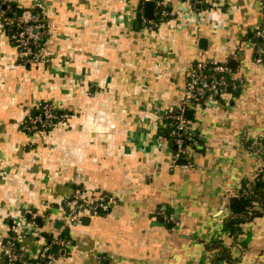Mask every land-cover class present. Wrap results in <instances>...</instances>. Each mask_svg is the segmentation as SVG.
Segmentation results:
<instances>
[{
    "label": "crops",
    "instance_id": "crops-1",
    "mask_svg": "<svg viewBox=\"0 0 264 264\" xmlns=\"http://www.w3.org/2000/svg\"><path fill=\"white\" fill-rule=\"evenodd\" d=\"M13 1L40 5L51 62L19 63L0 30V264L10 235L33 263L44 234L60 232L77 187L117 202L67 226L70 244L50 264H213L206 246L216 239L231 253L218 264H264L261 202L237 237L225 230L231 200L264 167L252 147L264 141V66L254 61L264 0H154V17L159 1L171 11L154 29L142 22L147 0ZM206 59L235 61L243 84L191 108L189 129L201 142L177 164L164 114L183 100L189 68ZM44 101L71 116L45 132L21 130Z\"/></svg>",
    "mask_w": 264,
    "mask_h": 264
},
{
    "label": "built area",
    "instance_id": "built-area-1",
    "mask_svg": "<svg viewBox=\"0 0 264 264\" xmlns=\"http://www.w3.org/2000/svg\"><path fill=\"white\" fill-rule=\"evenodd\" d=\"M187 1L191 4L203 3L202 0ZM36 6L40 7V5ZM155 15L158 16V19H156V16L154 19H148L142 15V22L145 27L149 29L156 28L169 18L171 11L159 1ZM16 20L17 30L12 33L11 39L26 59L25 64L44 63L48 66L51 62V55L46 45L43 44L42 38L49 33V25L44 15L41 13L31 15L30 11H27L24 15L17 17ZM8 21L10 19L7 18L5 10L0 9V30H6L5 26ZM255 37L259 39V46L254 61L264 66V26L255 31ZM25 64L23 65L25 66ZM242 84L243 79L227 62L206 59L197 61L189 68L183 100L175 107L167 109L164 114L165 125L170 128V134L176 146L175 161L182 158L189 161V153L193 149V144L198 142L189 129L187 110L198 105H213L221 95L240 88ZM34 108H37L38 111L31 113ZM34 108L31 109L27 118L19 124L21 130L31 133L45 132L53 129L61 121L71 116L67 109L57 107L51 101L41 102ZM252 147L264 153L262 143H257ZM116 202L117 199L111 193H96L93 189L77 187L73 194L65 200L66 217L62 228L74 223H81L85 216L107 213ZM25 211L37 218V214L32 212L31 209ZM165 219L168 222L174 221L172 215H166ZM32 221V224H34V220ZM62 228L49 243L44 244L36 260L31 264H50L55 256L53 248L65 247L70 244L64 238ZM27 232L34 234L30 229H27ZM1 248L2 260L3 258L6 260L4 264H17L19 261L22 264H27L26 260H23L24 250L16 236L10 235L5 242L1 243Z\"/></svg>",
    "mask_w": 264,
    "mask_h": 264
},
{
    "label": "trees",
    "instance_id": "trees-1",
    "mask_svg": "<svg viewBox=\"0 0 264 264\" xmlns=\"http://www.w3.org/2000/svg\"><path fill=\"white\" fill-rule=\"evenodd\" d=\"M206 6V5H204ZM0 9L5 10L6 16L10 21L6 23V30L5 33L9 36V39L11 43L16 47V43L13 42L11 39L12 33H14L17 30V17L24 15L25 12L30 11L31 15H34L36 13H41L42 10L40 7H34L32 9H26L23 7H20L15 1L13 0H0ZM141 14L143 13L142 10L140 11ZM156 19H158V16L156 15ZM48 39V34L44 35L42 38L43 44L46 45ZM19 51V63L25 64L26 59L24 58L23 55H21L20 50ZM31 64L26 63L25 66L29 67ZM38 109L34 108L31 113L37 112ZM71 113V112H70ZM64 121V120H63ZM62 122V121H61ZM55 128V127H54ZM170 128L166 126L164 128V133L166 136L169 138V140L172 142L173 137L170 134ZM196 137V136H195ZM198 139V138H196ZM200 140L198 139V144H193V149H197L198 146L200 145ZM174 143V142H173ZM264 144V141H263ZM264 156V153L262 154ZM263 175H264V167L261 172V175H259L256 180H255V185L252 186V188L249 190L247 194H243L239 198H233L231 200V203L229 205L230 208V215L226 219L225 222V230H228L230 235H234L237 237V234L240 232V223L244 222L247 220V218H250L252 215L251 214H256V212L253 210L255 206V202L259 201L261 202L260 204L264 206V181H263ZM252 211V213H251ZM164 212V211H163ZM165 213V212H164ZM168 225H171L172 222H168ZM46 237V242H50L52 240V234H44ZM8 239V238H7ZM208 250H211L214 252L213 257L211 258V262L213 264H218L219 261L221 260H230V250L225 247L220 239L213 240L212 243L208 244L207 246ZM26 259V257L23 254V260ZM36 260V259H35ZM6 260L3 258L1 263H5ZM17 264H22L21 261H19Z\"/></svg>",
    "mask_w": 264,
    "mask_h": 264
},
{
    "label": "water",
    "instance_id": "water-1",
    "mask_svg": "<svg viewBox=\"0 0 264 264\" xmlns=\"http://www.w3.org/2000/svg\"><path fill=\"white\" fill-rule=\"evenodd\" d=\"M154 6H155V1L154 0H147L146 1V6H145V16H146V18L154 19ZM200 42H201L200 46L204 47L206 42H207V39L206 38H202L200 40ZM230 66L232 68H235V61H230ZM187 115H188V117L192 116V110L191 109L187 110ZM187 162H188L187 159L182 158V159H179L177 161V164H187ZM41 221H42V218L38 217V223L39 224H41ZM86 221H87V219H86ZM62 226H63V221H59L56 227L58 229H61ZM64 233H65V239H68L69 227H67V226L64 227ZM57 250H58L57 247L53 248V251H57Z\"/></svg>",
    "mask_w": 264,
    "mask_h": 264
}]
</instances>
